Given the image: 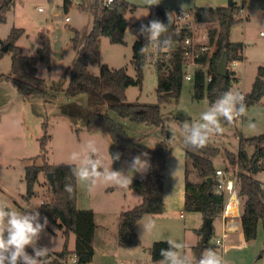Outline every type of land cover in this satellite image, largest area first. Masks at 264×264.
<instances>
[{
    "label": "rangeland",
    "instance_id": "1",
    "mask_svg": "<svg viewBox=\"0 0 264 264\" xmlns=\"http://www.w3.org/2000/svg\"><path fill=\"white\" fill-rule=\"evenodd\" d=\"M135 5L126 14L130 26L125 32L126 44L112 43L108 37L103 36L101 44L102 62L112 67H127V71L135 76L136 70L132 64L133 43L141 23L157 19L156 6H167L175 9L191 10L195 6H223L229 0H158V5H149L146 0H128ZM243 6L239 14L241 18L234 24L230 31V39L244 43L245 59L239 61L235 67L236 75L240 81L234 83L235 89L245 92L251 90L258 67L264 66V0H235ZM93 0H86L90 5ZM82 0H70L68 10L64 8V0H16L14 6L7 12L6 21H0V39H6L13 27L24 28V33L17 40L22 47L23 53L27 54L42 46L45 37L50 42V67L46 62L37 63L38 76L43 78L44 70L48 75L44 88L50 93L57 94L52 101H45L43 97L25 98L18 88L10 81H0V202L7 203L10 208L20 212L38 208L42 201L52 197L50 183L45 173H40L39 182L35 185V195L30 203H27L24 195L27 192L25 181L26 166L33 162L41 164L42 157L33 158L42 153L40 140L47 131L51 135L47 143L46 155L50 163H68V157L72 151L88 140H94L101 150L105 163L111 165L109 159L106 138L109 137L101 131L86 129V119L92 110V103L86 93L75 96L65 94L64 89L69 84L70 71L77 56V50L73 47L72 37L77 28L81 33V40L93 26V15L90 10L82 9ZM42 7V10H39ZM70 20L66 21L65 17ZM191 22V19H189ZM216 25V24H215ZM214 25V26H215ZM211 24H195L198 34L208 33ZM169 57L170 51L158 52L151 49L144 68V80L142 86L131 85L127 91V101H141L156 103L158 71L156 57ZM12 53L8 52L0 59V73H11ZM90 71L97 75L100 72V64L90 65ZM196 68L188 67L192 79H184L183 87L178 101L163 104L161 114L165 117L164 131L159 126L146 123H134L128 118L120 117L116 112L107 110L109 115L123 122L130 136L138 142L144 143L150 148H157L161 142L166 145L168 151L166 168L164 171V190L166 205L164 213L153 216L147 214L142 220L149 218L156 222V230L145 234L142 238V229L137 225L139 243L137 246L123 247L121 256L115 255L114 250L100 251L95 262L88 264H158L161 260H153L149 247L157 240L172 239L188 245V253L193 257L194 264L198 259L195 255L194 246L202 239L198 229L203 226L204 217L201 212L186 210L185 202V148L183 133L179 124L185 120L198 122L201 113L210 106L207 95L202 99L194 98V81ZM59 75L53 76V74ZM249 122L256 124V129L248 127ZM46 125V129L44 128ZM224 131L221 134L212 135L208 144L218 147L220 153L214 158L217 168L236 173L238 167L230 163L228 152H237L239 141L243 137H250L264 132V96L259 100L247 105V113L244 117L235 119L231 124L222 121ZM169 129L176 130V137L171 138ZM252 149H250L251 152ZM129 160L124 159L121 170L128 171ZM112 168H114L112 164ZM176 170V171H175ZM175 174L173 176V172ZM262 181L264 186V170L254 174ZM135 174L134 178H143ZM189 179L199 181L196 173L192 170ZM81 186L84 187L83 184ZM85 191V190H83ZM140 194L129 188L117 189L112 186L100 184L93 191L92 203H80L82 208L94 206L98 215L105 221L106 226L112 228L119 222L118 212L134 206V199L140 198ZM92 206V207H90ZM131 206V207H129ZM105 213H108L106 215ZM98 216V217H99ZM41 217H43L41 215ZM99 219V218H98ZM49 222V221H48ZM104 224V222L99 221ZM45 233L41 234L39 242L42 246H52L50 238H54L57 246L64 240L62 230L48 223ZM222 217L220 214L213 221L211 242L215 250L227 263L231 264H264V227L259 222L256 236L247 240L243 233H229L224 238L223 244L215 243L222 236ZM100 229V228H99ZM116 228H113L115 239ZM75 235V234H74ZM116 241V240H115ZM118 245V244H116ZM209 249L206 248L204 252ZM29 254L31 248L26 249Z\"/></svg>",
    "mask_w": 264,
    "mask_h": 264
},
{
    "label": "trees",
    "instance_id": "2",
    "mask_svg": "<svg viewBox=\"0 0 264 264\" xmlns=\"http://www.w3.org/2000/svg\"><path fill=\"white\" fill-rule=\"evenodd\" d=\"M86 0H82V9L90 10L93 15V26L81 40V33L74 30L72 37L73 47L77 50V56L70 71L69 84L61 89L65 94L75 96L86 93L94 106L86 119V129L90 131L101 130L110 136L112 142L109 153H120V159L113 163L119 170L123 159L132 160L134 156L147 153V159L151 165L150 170L143 178H133L131 189L141 195V201L129 209L121 212L118 228V243L121 246L137 245L139 235L136 224L144 214L162 213L165 207L164 201V171L167 163L168 151L164 142L157 148H150L144 143L133 139L124 127L122 121L109 115L107 110L116 112L122 118H128L134 123H146L159 126L164 131L165 117L161 114L163 104L173 100L178 101L185 73L188 66L185 62V39L192 35L193 30L188 24H183L177 29L175 13L177 9L167 6H156V18L167 23V13H170L172 24L169 35L173 39V48L170 56L160 57L157 61L158 84L156 103L141 101H127L126 90L131 85L142 86L144 80V68L148 56L140 54V48L145 43L143 37H137L133 43L132 64L136 70L135 76L128 73L127 67H112L102 62V37L106 36L112 43L126 44L125 32L130 26L126 16L135 5L128 0H113L110 4H101V0H93L88 6ZM16 0H0V21H6L7 12L14 6ZM70 0H64V8L68 10ZM243 6L237 3L232 6H195L191 11L196 15L198 24H211L208 28L209 43L213 45L211 52L204 53L198 60L208 62L212 70V80L207 82L204 69H197L194 81V98L202 99L207 95L210 105L215 102L224 92L229 91L231 85L238 82L239 78L235 71L229 69L226 76L217 73L218 63L223 54L227 52L228 62L244 60V43L230 39V31L234 24L240 21L239 14ZM148 22V21H147ZM146 22V23H147ZM216 24V25H215ZM215 25V26H214ZM24 33V28L13 27L9 36L0 39V59L6 53H12L11 73H0V81L12 82L25 98L43 97L45 101H52L57 94L50 93L44 88L45 80L38 76L37 63L46 62L50 67V42L45 37L43 44L38 48L36 55L23 53L22 47L17 40ZM8 44L3 51L4 44ZM161 53L162 51H159ZM100 64L99 74H93L89 67L92 64ZM111 94L112 96H107ZM264 96V66H259L252 88L246 94L245 103L249 105L259 101ZM46 129V125H44ZM51 135L45 131L39 138L42 153L33 157H42L43 162H33L26 166L25 181L27 192L24 195L27 203L35 195L34 187L39 182L40 173L54 174L55 190L51 189L52 197L39 205V212L48 221L63 229L65 238L64 248L56 253L67 255L75 253L80 262L90 263L94 258V234L96 222L92 208H79L78 182L73 177L69 163H50L46 155L47 143ZM250 149L251 152H250ZM220 153L218 147L207 144L203 149L185 148V202L186 210L198 211L204 219H215L220 214L224 203V196L218 193L216 187V170L214 158ZM142 158H145L142 156ZM230 163L238 167V186L241 198L240 227L244 237L250 240L256 236L258 224L262 221L264 227V186L262 181L254 174L264 170V132L255 136L243 137L239 141L237 152H228ZM192 170L196 173L199 181L189 179ZM212 180L209 181L208 178ZM72 184L74 191L71 196L65 192V184ZM49 228V226H48ZM205 220L199 229L202 236L205 231ZM76 236L74 250L67 248L69 234ZM212 234V233H211ZM211 235L206 241H200L194 246V251L199 260L206 248L214 249ZM167 240L154 241L149 250L153 260L162 259L160 250L168 247ZM51 264H61L53 259Z\"/></svg>",
    "mask_w": 264,
    "mask_h": 264
},
{
    "label": "clouds",
    "instance_id": "3",
    "mask_svg": "<svg viewBox=\"0 0 264 264\" xmlns=\"http://www.w3.org/2000/svg\"><path fill=\"white\" fill-rule=\"evenodd\" d=\"M149 5H158V0H146ZM181 5V8L185 7ZM172 24L170 13H167V23L158 19L141 23L137 37H143L145 43L140 48L142 56L151 55V49L155 48L162 52L172 50L174 44L169 28ZM35 49L28 53L34 55ZM44 70V76H47ZM59 73L53 74V76ZM247 113L245 97L239 92L231 90L224 92L207 110L201 113L198 122L185 120L179 124L183 133L186 146L193 149H203L207 146L212 135L221 134L224 131L222 121L231 124L235 119L244 117ZM249 129L255 130L256 124L249 122ZM171 143L176 137V130L169 129ZM120 153H108L111 165L105 163L101 150L94 140H88L72 151L68 157L71 172L76 181L83 184L89 192L100 185H108L117 189L127 190L131 187L135 174L144 176L151 168L147 153L134 156L129 162L128 171L114 170L112 164L120 159ZM145 157V158H142ZM176 171V170H175ZM175 171L172 173L173 176ZM65 192L72 195V184H65ZM48 218L41 217L38 208L20 212L9 207L7 203L0 202V264H51L55 259L56 245L54 238H50L52 246H39L41 234L48 227ZM142 229V238L145 234L156 230V222L149 218L137 223ZM168 247L160 250L162 259L158 264H194L193 257L188 253V245L172 239L167 241ZM32 249V253L26 250ZM197 264H227L224 258L215 250L209 248L203 252Z\"/></svg>",
    "mask_w": 264,
    "mask_h": 264
},
{
    "label": "built area",
    "instance_id": "4",
    "mask_svg": "<svg viewBox=\"0 0 264 264\" xmlns=\"http://www.w3.org/2000/svg\"><path fill=\"white\" fill-rule=\"evenodd\" d=\"M113 0H101V4L108 5ZM39 10H42V7H39ZM191 19V22L189 21ZM66 21L70 20L69 16L65 17ZM175 22L177 29H181L183 24H188V26L193 30L192 35L186 37L185 39V64L193 66L196 69H204L206 81L209 82L212 80V70L208 62H199V58L206 52H211L213 50V45L209 43V34L201 33L198 34L195 31L196 15L191 10H181L175 13ZM261 35H264V31H260ZM159 56L156 57L155 61L159 60ZM240 60H233L231 63L228 62V70L231 69L236 71L235 67L238 65ZM236 75V74H235ZM186 79H192V74L188 72L185 73ZM233 92L241 93L245 99L247 92L241 89H235L234 85H231L230 88ZM216 191L223 194L224 203L222 205L220 215L222 217L223 226H222V236L218 237L215 241L219 246L223 244V240L229 233L240 231V214H241V198L239 195V186H238V175L236 173L229 172L223 168H218L216 170ZM42 201L41 203H43ZM236 209L237 211H231V208ZM232 209V210H233ZM231 211V212H230ZM41 246L40 243H38ZM55 260L61 264H88L80 262L78 256L75 253H69L67 255H60L54 252ZM230 264V263H227Z\"/></svg>",
    "mask_w": 264,
    "mask_h": 264
},
{
    "label": "crops",
    "instance_id": "5",
    "mask_svg": "<svg viewBox=\"0 0 264 264\" xmlns=\"http://www.w3.org/2000/svg\"><path fill=\"white\" fill-rule=\"evenodd\" d=\"M178 11H181L182 9H177ZM183 10H185V9H183ZM146 23V22H145ZM77 29V28H76ZM138 32V31H137ZM137 32H136V35H137ZM137 38V36L135 37V39ZM135 41V40H134ZM102 43H103V39H102ZM90 68V67H89ZM237 76H238V78H239V81H240V79H241V77L239 76V74H237ZM130 87V86H129ZM129 87L127 88V90H126V94H127V91H128V89H129ZM250 91V90H249ZM249 91H247V92H249ZM95 104H93V102L90 104V106H93V108L95 109L96 107L94 106ZM106 105V107L102 110V112L103 113H105V112H107V103L105 104ZM96 131H101V130H96ZM102 132V131H101ZM109 136V135H108ZM106 139V143H107V146L108 147H110V145H111V142H112V140H111V138H110V136L109 137H105ZM108 150H109V148H108ZM124 160V159H123ZM122 165H123V161H122ZM121 168H122V166H121ZM121 168L119 169V170H121ZM147 174V173H146ZM145 174V175H146ZM83 190H85V191H83ZM141 196H140V198H137V199H134V204L135 203H139L140 201H141ZM92 201H93V191L92 192H89L88 190H87V188L84 186H81V184L80 183H78V199H77V204H78V207L79 208H82L83 206H81V204L80 203H84V202H86V203H89V202H91L92 203ZM164 201H165V205H166V194H165V190H164ZM90 207H92V206H90ZM129 207H131V206H129ZM92 209L94 210V219H95V222H96V228H95V234H94V249H95V253H94V258H93V261L95 262V258H96V256H97V254L100 252V251H102V250H104V251H106V252H109V251H112V250H114V252H115V255H117L118 257H120L121 255V251L123 250V247H127V246H132V247H135V246H137V245H125V246H121V245H119V243H118V228H119V223H120V216H121V212L124 210H120L119 212H118V215H119V222L117 223V225L116 226H113L112 228H109L108 226H106V224H105V221L104 220H101L102 218L98 215V213H97V211L95 210V208H94V206L92 207ZM164 213V210H163V212L162 213H158V214H152L153 216H157V215H161V214H163ZM106 215H108V213H105ZM145 215H147V214H144V215H142V217L138 220V222L142 219V218H144V216ZM99 216V217H98ZM99 218V219H98ZM98 220L99 221H102V222H104V224L103 223H101V222H98ZM137 222V223H138ZM223 222V221H222ZM138 225V224H137ZM137 225H136V229H137ZM100 228V229H99ZM113 228H116V231H115V239L113 240V236H112V234H113ZM62 230V232H63V229H61ZM137 230H139V229H137ZM241 232V229H240V231H238V232H233V233H240ZM242 233V232H241ZM198 234H199V229H198ZM62 235H63V233H62ZM64 237V236H63ZM116 240V241H115ZM140 241V240H139ZM158 241V240H157ZM38 243H40L39 241H38ZM75 243H76V236L74 235V233L73 232H71L70 234H69V239H68V244H67V248L69 249V250H74V248H75ZM197 243H198V241H197ZM41 244V243H40ZM64 244H65V238H64V240H62L61 241V243L60 244H58L57 246H56V248H55V252H58V251H61L63 248H64ZM116 244H118V245H116ZM42 246V245H41ZM150 248V247H149ZM93 261L92 262H90V263H93ZM138 264V263H137ZM231 264V263H230Z\"/></svg>",
    "mask_w": 264,
    "mask_h": 264
},
{
    "label": "water",
    "instance_id": "6",
    "mask_svg": "<svg viewBox=\"0 0 264 264\" xmlns=\"http://www.w3.org/2000/svg\"><path fill=\"white\" fill-rule=\"evenodd\" d=\"M236 1L235 0H229L228 2V6H232L235 5ZM8 48V44H4L2 49L3 51H6ZM228 54L227 52H225L222 56V58L220 59L219 63H218V68H217V73L221 76H226L228 74ZM107 96H112L111 94H107ZM47 177L49 179V183L52 187L53 190H55V178H54V174L52 172L47 174ZM209 181L212 180L211 177L208 178ZM213 221L214 219L212 217H207L205 218V231L202 235V240L206 241L208 239V237L211 235L212 233V229H213Z\"/></svg>",
    "mask_w": 264,
    "mask_h": 264
},
{
    "label": "bare ground",
    "instance_id": "7",
    "mask_svg": "<svg viewBox=\"0 0 264 264\" xmlns=\"http://www.w3.org/2000/svg\"><path fill=\"white\" fill-rule=\"evenodd\" d=\"M232 209H233V207L231 208V211H235V212L237 211L236 209H233V210H232ZM231 211H230V212H231Z\"/></svg>",
    "mask_w": 264,
    "mask_h": 264
}]
</instances>
